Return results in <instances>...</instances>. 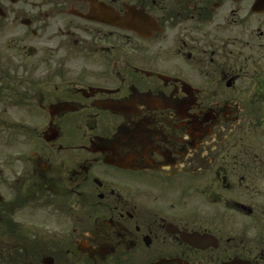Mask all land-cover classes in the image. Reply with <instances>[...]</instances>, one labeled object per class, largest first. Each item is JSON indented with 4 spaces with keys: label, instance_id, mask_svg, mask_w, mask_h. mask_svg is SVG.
I'll return each mask as SVG.
<instances>
[{
    "label": "flooded vegetation",
    "instance_id": "obj_1",
    "mask_svg": "<svg viewBox=\"0 0 264 264\" xmlns=\"http://www.w3.org/2000/svg\"><path fill=\"white\" fill-rule=\"evenodd\" d=\"M233 258L264 264V0H0V264Z\"/></svg>",
    "mask_w": 264,
    "mask_h": 264
},
{
    "label": "water",
    "instance_id": "obj_2",
    "mask_svg": "<svg viewBox=\"0 0 264 264\" xmlns=\"http://www.w3.org/2000/svg\"><path fill=\"white\" fill-rule=\"evenodd\" d=\"M115 23L120 24L122 26H124V23L121 19L119 18H115ZM155 264H188L187 262H183L180 259H162L159 262L155 263ZM221 264H252L249 261L246 260H241L239 258H233L232 260L223 262Z\"/></svg>",
    "mask_w": 264,
    "mask_h": 264
},
{
    "label": "rangeland",
    "instance_id": "obj_3",
    "mask_svg": "<svg viewBox=\"0 0 264 264\" xmlns=\"http://www.w3.org/2000/svg\"><path fill=\"white\" fill-rule=\"evenodd\" d=\"M260 204H262V202H259Z\"/></svg>",
    "mask_w": 264,
    "mask_h": 264
}]
</instances>
